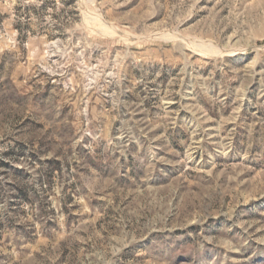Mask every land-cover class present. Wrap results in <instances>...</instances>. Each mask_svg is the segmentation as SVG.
<instances>
[{"label":"rangeland","instance_id":"1","mask_svg":"<svg viewBox=\"0 0 264 264\" xmlns=\"http://www.w3.org/2000/svg\"><path fill=\"white\" fill-rule=\"evenodd\" d=\"M0 264H264V0H0Z\"/></svg>","mask_w":264,"mask_h":264}]
</instances>
